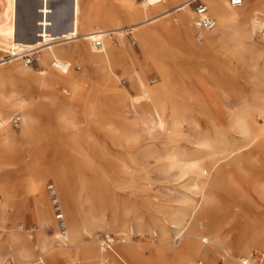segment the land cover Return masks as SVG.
<instances>
[{
	"label": "bare ground",
	"instance_id": "6f19581e",
	"mask_svg": "<svg viewBox=\"0 0 264 264\" xmlns=\"http://www.w3.org/2000/svg\"><path fill=\"white\" fill-rule=\"evenodd\" d=\"M39 1H44V6L37 5L39 10L36 13V4L32 0H0V52L11 54L9 60L2 61L0 57V72L5 79L18 78L20 83L17 94L10 91L0 96V146L8 153L16 150L14 144L19 139L32 144L33 148L27 156L29 160L21 157L17 165L24 168L27 192L33 195L35 215L39 220L45 222L51 218L49 205L52 197L49 196L53 193L58 197L60 182L67 183V179L62 178L56 186H46V194L44 185L37 181L42 170L40 163L46 153L52 151L58 160H64L63 155L67 153L72 154L76 162L71 168L79 169L82 166L81 157L75 148V133L61 148L38 147L51 138L48 124L50 119L40 120L41 113L47 114L54 109L52 120L58 128L74 129L83 123L74 108L81 89L79 77L66 64L81 49L76 47L67 53L62 47H56L60 43L79 38V32L82 31V35L88 39L84 51L96 67L101 91L106 93L104 100L91 99L85 108L86 118L91 119L99 128L114 131L117 125L111 123L113 116L120 126L124 127V122H129L144 135H152L157 129L163 130L168 93L174 97L169 113L173 127H176L178 121L190 118L188 113L191 110L186 107L188 102L199 103L204 108H228L230 93L240 97L241 104L233 111L224 129L194 139V146L183 151L178 150L175 141L169 137L162 149L149 150L145 156L154 161L165 159L166 164L174 168L180 177H192L190 192L198 194L196 199H192L188 193L177 199V210L169 219L168 226L181 232L183 241L180 249L169 248L173 260L166 264H187L194 256H200L205 264H238L245 258L249 259L248 264H255L251 259L250 248L262 247L264 251V215L253 218L238 233L233 230L222 232L221 221L232 220L238 216V212H232L229 205L222 206L212 190L217 185L222 186L223 191L236 201L242 197V187L247 186L264 202V167L253 179L248 173L254 151L264 152V101L240 95L239 86L227 73L234 60L247 59L251 70L247 76L248 82L255 89H264V46L261 48L253 43L256 39L253 25L255 20L262 19L260 15H264V0H252L260 7L253 9L248 17L244 10L246 0H242L238 6L240 8L232 7L228 0H203L208 5L209 14L215 19V26L202 32L203 40L199 43L193 39L194 13L189 0H152L149 4L143 0H112L123 5L124 18L128 22L125 26H121L122 21L116 16L112 3L102 7V0H91L83 10L82 1L73 0V28L62 33L56 32L63 26L59 17L61 13L70 11L71 0L61 3L60 0ZM52 1L58 3L52 6ZM33 18L37 23L32 33L29 28ZM107 26L109 28H105ZM130 33L144 56L153 59L160 75V81L149 87L141 75L136 74L130 66H124L133 89L138 91L135 96L124 91L114 71L115 66L123 64L121 51L126 50L125 35ZM97 38L102 41L100 49L93 45V40ZM219 43L228 48L222 65H219L218 59ZM30 49L40 52L39 63L44 70H52V73L44 75L20 61L23 52ZM257 56L262 58L260 65L254 62ZM166 59L173 61L174 67ZM179 72L187 77L191 75V83L200 88L189 92L186 80L177 76ZM50 82L54 86H50ZM99 103L107 107L109 114L104 115L95 110L94 106ZM16 110L22 112V120L18 130L14 131L7 123L10 114ZM137 135V132L131 131L126 139L136 141ZM99 153L104 154V151L99 149ZM101 161L110 172L124 167L120 157L103 158ZM71 214L72 220H76L73 209ZM104 215L101 218L91 217L90 225L84 224L80 230L69 228L63 221V231L57 230L39 238L40 252L33 258H30L31 254L25 244L20 242L16 251V264H74L77 258H72L71 249L80 245L82 233L91 236V242L84 244L85 251L97 264L116 261L118 255L130 259L133 241L127 239L126 235H130L131 228L116 224L118 228L114 231L120 234L119 241L123 243L112 252L105 248L104 241L98 242L92 238L96 228L104 229L107 225ZM105 236L110 238L109 235ZM20 237L15 232V239L19 241ZM200 240H210V243L202 244ZM63 244L67 248H62ZM217 256H220L221 262L217 261ZM0 264H8L7 259L0 258Z\"/></svg>",
	"mask_w": 264,
	"mask_h": 264
},
{
	"label": "rangeland",
	"instance_id": "374dc122",
	"mask_svg": "<svg viewBox=\"0 0 264 264\" xmlns=\"http://www.w3.org/2000/svg\"><path fill=\"white\" fill-rule=\"evenodd\" d=\"M81 1L83 10L91 2V0ZM151 1L143 0L145 4H149ZM107 3H112L116 16L122 21L121 26L127 25L123 5L119 2H112V0H102V7ZM258 7L260 6L254 4L252 0H246L244 6L246 17L251 14L253 9ZM99 15H102V13H99ZM260 17L264 20V15H260ZM105 28H109V26ZM125 39L126 50L121 51L123 64L122 66H115L114 71L118 75V83L124 91L130 96H135L138 91L133 89L128 75L124 72V66H130L136 74L141 75L144 83L149 87L160 81V75L153 64V59L144 56L132 33L126 34ZM132 40L135 41L134 44ZM87 42L88 39L79 36L73 41L60 43L56 46L62 47L63 51L67 53L76 49V47L81 49V54L74 53L66 64L79 77L81 89L74 108L83 123L77 125L74 129L58 128L52 120L55 113L54 109L49 112L50 114L41 113L42 116H39L40 120L50 119L48 124L51 138L38 145V147L61 148L66 141L70 140L71 134L75 133V148L78 156L81 157L82 166L79 169H72L71 166L76 162L72 154L67 153L63 155L64 160H58L56 154L47 150L44 160L40 163L42 170L37 181L44 185L47 194L46 186H56V183L61 181L62 178L67 179L66 184L63 181L60 182L61 190L58 192V197L55 195L59 200L63 221L69 228L80 230L84 224L90 225L92 222L91 217L101 218L105 214L104 218L107 225L103 227L104 229L96 228L93 231L92 238L98 240V242H103L104 235H109L110 239L114 241L111 248H106L108 252L115 251L114 249L123 243L119 241L120 234L114 231L118 228L116 224L131 228L130 235H126L127 239L133 241L131 258L118 255L116 261H110L108 264H166L173 260L169 248L180 249L183 241L182 233L174 231L168 226L169 219L177 210V199L183 197L184 193H188L192 199H196L195 197L198 194L190 192L192 177L188 179L180 177L174 168H170L166 164L165 159L154 161L151 157L147 158L145 154L149 150L162 149L166 145L164 143L168 142L169 137L175 141L174 145L178 146V150H188L191 146H194V139L203 135H213L216 131L224 129L233 111L241 104V99L230 93L227 99L228 108L213 106L204 108L199 103L188 102L186 107L191 110L188 113L190 118L187 121H178L176 127H173L169 113L174 97L171 93H168L163 130L157 129L152 135H144L139 128L129 122H124V127L120 126L118 121L111 115V123L117 125V130L99 128L91 119L88 120L85 114L87 102L91 99L94 100V98L99 100L106 98V93L102 92L99 86L96 67L84 51L83 47L87 46ZM253 43L261 48L263 46L256 39ZM217 49L218 59L220 60L219 65H222L226 60L228 48L223 43H219ZM35 53L37 64L31 66V68L37 72H42L44 75L52 73V70H44V67L39 63L40 52ZM10 56L11 54L0 52V57L6 59ZM20 61H22V58ZM166 61L171 67H174L173 61L170 59H166ZM249 62L247 59L234 60L231 67L227 69L228 76L239 86L240 95L245 98H254L256 101H264V89H255L248 82L247 76L251 72ZM254 62L256 65H260L262 58L257 56ZM0 74L2 75H0V96L1 93L10 91H15L17 94L20 91L18 78L7 80L2 72ZM177 76L186 80L189 85V92H194L200 88L199 85L191 83L192 79H189V77H192L191 75L187 77L179 72ZM49 85L54 86L53 82H50ZM94 107L101 114H109L107 107L100 105V103ZM21 114L20 110H16L8 118L7 124L14 131L18 130L22 120ZM14 117L20 119L17 126H13L11 122ZM131 131L138 133L136 141L126 139ZM95 144L97 145L95 146ZM14 148L15 151L6 153L0 146V258H6L8 264L18 263L16 251L20 242L25 244L31 254L30 258H33L38 256L40 252L39 238H43L47 234H53L57 230L63 231L62 221L56 218L51 202L49 205L50 219L41 222L35 215V203L33 195L27 192L28 186L24 180V168L22 165H17V161L21 157H25L27 161L29 160L27 156L33 148L32 144L30 145L23 139H19L14 144ZM98 148L104 151V154L99 153ZM116 157L122 158L124 167L115 172H110L101 160ZM263 167L264 152L255 150L253 163L248 167L251 178L253 179L254 175L262 171ZM212 191L214 196L221 201L222 206L229 205L232 212L236 214L238 212V216H235L232 220L223 219L221 221L222 232L233 230L234 233H238L239 229L249 224L253 218L256 219L264 215V202L250 187H242V197L236 201L223 191L222 186L217 185ZM72 209L77 216L76 220H72ZM15 232L18 236H21L19 241L15 239ZM161 232H165V234L161 235ZM79 240L81 241L78 247H71L72 258H77L74 264H97L96 261L88 257L85 251L84 244L91 242V236L82 233ZM200 241L206 245L210 243V240H207V242ZM62 248L67 247L63 244ZM253 249H259L264 255L262 247L253 246L250 251ZM42 257L45 259L44 254ZM219 258L220 256H217V261L221 262ZM198 260L205 264L200 256H194L191 262H187V264H195Z\"/></svg>",
	"mask_w": 264,
	"mask_h": 264
},
{
	"label": "built area",
	"instance_id": "2783aa9c",
	"mask_svg": "<svg viewBox=\"0 0 264 264\" xmlns=\"http://www.w3.org/2000/svg\"><path fill=\"white\" fill-rule=\"evenodd\" d=\"M229 4L232 7H238L242 4V0H228ZM189 5L192 8V12L194 13L193 22L195 27L194 32V39L196 42H201L203 40V31H207L212 29L215 26V19L209 14V8L205 1L203 0H189ZM254 35L255 38L264 46V20L263 19H257L254 22ZM132 43L134 44L135 41L132 40ZM93 45L95 48L100 49L102 47V41L101 39L97 38L93 40ZM3 58V57H2ZM3 58L2 61L7 60ZM36 53L34 49H30L23 52L22 55V62L25 66H34L36 63ZM19 117L12 118V124L14 126L18 125ZM52 197V204L54 207V212L56 214V218L63 222V217L61 214V208L59 205L58 198L55 196V194H51ZM61 222V227L62 223ZM104 246L105 248L109 249L112 246V240L104 235ZM251 259L255 264H263L264 262V255L260 251H253L251 255ZM249 259H241L238 264H248ZM195 264H202L201 261H196Z\"/></svg>",
	"mask_w": 264,
	"mask_h": 264
},
{
	"label": "crops",
	"instance_id": "0c3cea01",
	"mask_svg": "<svg viewBox=\"0 0 264 264\" xmlns=\"http://www.w3.org/2000/svg\"><path fill=\"white\" fill-rule=\"evenodd\" d=\"M32 1H34L35 2V4L36 5H40V1L39 0H32ZM62 1H64V0H60V3L62 2ZM58 2H56V1H52L51 2V5L52 6H55L56 4H57ZM35 5V6H36ZM38 8V7H37ZM34 9H36V8H34ZM36 10H39V8L38 9H36ZM36 13H38L37 11H36ZM82 14H84V13H81V15ZM73 21H74V13H73V7H72V5H71V8H70V11H66V12H64V13H61V15H60V17H59V22H60V24L61 25H63L62 26V28H60L59 30H57L56 32L57 33H62L63 31H69V29H72L73 28ZM31 23H30V28H29V30H30V32H35V26L36 25H34V24H36L37 22H36V19L35 18H33V20L32 21H30ZM62 22V23H61ZM68 25V26H67ZM55 32V31H54ZM83 32L82 31H80L79 32V35L81 36V37H84L83 35ZM34 37V35L31 37V38H33ZM31 40V39H30ZM32 41V40H31ZM35 64H37V63H35ZM14 126V125H13ZM253 251H260L259 249H253V250H251V252H253ZM263 264H264V262H263Z\"/></svg>",
	"mask_w": 264,
	"mask_h": 264
},
{
	"label": "water",
	"instance_id": "95a60500",
	"mask_svg": "<svg viewBox=\"0 0 264 264\" xmlns=\"http://www.w3.org/2000/svg\"><path fill=\"white\" fill-rule=\"evenodd\" d=\"M71 2H72V7H73V0H71ZM40 5H41V6H44V1H43V2L40 1ZM35 8L38 9V8H37V5L35 6ZM36 9H35V11H36Z\"/></svg>",
	"mask_w": 264,
	"mask_h": 264
}]
</instances>
